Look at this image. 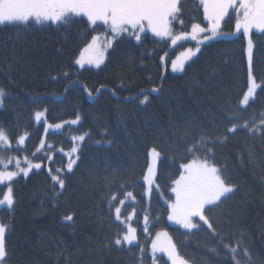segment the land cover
I'll list each match as a JSON object with an SVG mask.
<instances>
[{"label": "trees", "instance_id": "trees-1", "mask_svg": "<svg viewBox=\"0 0 264 264\" xmlns=\"http://www.w3.org/2000/svg\"><path fill=\"white\" fill-rule=\"evenodd\" d=\"M179 7L174 32L190 31L194 22L206 26L199 0H181ZM221 31L235 33L232 10ZM107 33L104 25H90L83 17L68 26L0 25V89L5 92L0 129L11 141L10 147L0 145V158L25 162L27 157L41 164L10 182L14 205L0 209V223L9 226L5 264H153L152 238L159 230L169 233L190 264H233L221 236L233 247L241 241L252 264H264V33H251V70L262 87L245 107L239 105L248 88L243 34L202 44L180 74L168 66L195 44L172 45L170 38L149 33L139 41L123 34L99 68H78L75 61L92 37ZM145 95L148 101L142 104ZM36 111L45 112L47 124L80 119L45 133L44 123L35 122ZM233 124L238 130L228 133ZM20 135L26 140L18 150ZM82 135L83 141L73 139ZM202 138L227 182L238 186L219 207L206 211L219 236L201 222L199 230L188 231L167 219L166 203L175 198L171 181L192 159L187 149ZM74 146L76 162L69 172L67 153ZM153 148L161 155L155 188L147 197L143 176ZM53 175L64 180L63 188ZM7 185H0V199ZM115 207L121 208V221L115 219ZM68 215L71 221L64 219ZM127 225L136 229L137 241L116 245ZM155 264L169 263L155 255Z\"/></svg>", "mask_w": 264, "mask_h": 264}, {"label": "snow or ice", "instance_id": "snow-or-ice-1", "mask_svg": "<svg viewBox=\"0 0 264 264\" xmlns=\"http://www.w3.org/2000/svg\"><path fill=\"white\" fill-rule=\"evenodd\" d=\"M181 0H0V25H44L46 23L59 26H68L74 22L75 18L86 17L87 23L97 25L98 23L107 26L115 37L125 33L134 36L136 40L141 39V33L150 30L156 37L161 39L170 38L171 44L176 45L179 41L188 39L198 40V45L205 40H211L215 37L225 35L221 31L222 22L229 16L230 10L235 14V33H240L248 37V62H249V86L244 93L239 105L247 106L254 96L258 88L262 86L258 84L251 70L253 41L251 33L253 29L260 33H264V0H199V4L203 8V19L207 21V26L202 27L201 23H192L191 30L173 31V21L178 20V14L181 9L179 7ZM179 23L183 26V21ZM112 40L101 41L100 36H93L91 43L85 47L75 63L83 67L85 64H95L99 67L104 61V53L107 48L112 46ZM199 46L195 50L189 48L174 60L171 61V69L173 72L183 71L185 63L199 52ZM164 60V57H161ZM156 91V89H153ZM5 92L0 89V106L4 103ZM148 96L145 95L140 103H146ZM264 115V114H262ZM45 116L44 111H36L34 119L40 122ZM80 117L63 123L48 124L45 131L49 129L59 130L65 124H76ZM260 124L264 125V118L260 120ZM248 131H253L254 127L243 125ZM238 126L233 124L226 131L235 133ZM260 130V129H256ZM84 136L74 137V140L83 141ZM227 139V136L223 138ZM25 135L18 137L17 145H24ZM216 141H211L215 143ZM209 141L206 138L198 140L192 147L187 149V153L192 155V159L180 165L179 176L171 181V192L175 199L168 202L167 219L181 228L188 231L193 229L199 230L201 225L194 219L202 221L214 235L219 236L220 233L214 228L213 223L206 215V211H210L214 207H219L230 194H235L238 186L227 182L223 176L222 169L217 166L214 161V150L208 147ZM0 145L10 147L11 141L4 129H0ZM44 147V141L41 140V148ZM39 150V149H38ZM78 151L76 146L72 147L67 153L69 162L67 170L72 171L75 160L71 159L72 155ZM197 153H202L197 155ZM151 163L147 167V172L143 176V180L147 184V191L151 193L155 184L156 163L161 153L153 148L151 150ZM27 167H21V161L15 160V171L8 170V166L13 163V158H0V185L5 182L13 181L21 173L26 177L33 169H39L40 163H33L25 157ZM57 173L60 169L56 170ZM52 180L64 187V180L59 175H53ZM158 187V186H157ZM128 198L135 199L131 192L127 194ZM113 196L111 201H115ZM110 201V207L112 203ZM14 194L11 183H8L7 190L0 199V206H6L11 209L14 205ZM120 204H124V200H120ZM65 220L71 221L72 215L64 217ZM115 219L121 221V208L115 207ZM127 219L130 221L131 216ZM123 222V221H122ZM145 225L148 223V216L144 217ZM9 226L0 223V262L4 261L7 256L5 236ZM147 231V227L144 228ZM225 237L221 236L222 246L231 254L233 264H252V258L246 247H241V241H236L233 247L230 243H224ZM137 241L136 229L129 226L127 231L115 239L116 245L126 242L132 245ZM143 249H141V259H143ZM212 253H218L219 249H209ZM151 252L153 255V264H155V254L162 252L167 255L171 264H190L177 249L172 237L167 231L156 233L151 244ZM243 255L244 260L241 261L239 256Z\"/></svg>", "mask_w": 264, "mask_h": 264}, {"label": "rangeland", "instance_id": "rangeland-1", "mask_svg": "<svg viewBox=\"0 0 264 264\" xmlns=\"http://www.w3.org/2000/svg\"><path fill=\"white\" fill-rule=\"evenodd\" d=\"M83 18H85L86 19V17H83ZM87 20V19H86ZM205 23H206V26H207V21H205ZM98 24H100V23H98ZM102 25V24H101ZM205 26V27H206ZM203 27V26H202ZM105 28L107 29V34H103V35H100V38H101V41H104V40H112V41H114V39H113V34L110 32V30L107 28V26H105ZM253 31H257V30H255V29H253ZM258 32V31H257ZM144 33H149L152 37H154V38H157V39H161L160 37H156L150 30H147L146 29V31L144 32ZM241 34H243V32L241 31L240 32ZM125 34H127V33H125ZM142 34V33H141ZM140 34V35H141ZM237 34H239V33H233V34H229V35H221V36H218V37H232V35H237ZM203 35H206V34H201V37H198V40L199 39H201L202 37H203ZM243 36H244V39H245V42H246V60H247V66H248V86H249V62H248V51H247V49H248V44H247V41H248V37H246L244 34H243ZM118 37H120V36H118ZM118 37H115V38H118ZM134 39H135V37L134 36H132ZM216 38V37H215ZM166 39H168V38H166ZM214 39V38H213ZM92 40V39H91ZM136 40V39H135ZM198 40H191V39H188V40H185V41H179V42H177V43H180V42H186V41H190V42H192L193 44H195V46L194 47H189V48H191V49H193V50H195L196 49V47L197 46H199V48H201V46H202V44H204V43H207V42H209L210 40H205L202 44H199L198 45ZM89 43H91V41L89 42ZM113 43V42H112ZM87 47V46H86ZM85 48V47H84ZM188 48V49H189ZM110 49V47L109 48H107L106 49V51H105V53H104V61H105V58H106V53H107V51ZM187 49H185V50H183V51H181V52H184V51H186ZM82 52V51H81ZM181 52L180 53H178L177 55H176V57L174 58V59H176L180 54H181ZM197 53L198 52H196V54L194 55V56H192V58L190 59V60H188L186 63H185V65L186 64H188L196 55H197ZM80 56V55H79ZM79 58V57H78ZM173 59V60H174ZM104 61H103V63H104ZM103 63H101L100 64V66L103 64ZM76 66L78 67V68H80V69H82V68H86V67H89V68H94V69H96V68H99V67H96L95 66V64H85L83 67H81L80 65H77L76 64ZM168 70L171 72V73H173V74H180V73H182V71H176V72H173L172 71V69H171V63L169 64V66H168ZM241 106V105H240ZM241 107H245V106H241ZM35 122H37V121H35ZM37 123H44V128L46 129L47 128V123L45 122V119H44V117L42 118V120L40 121V122H37ZM61 129H59V130H53V129H49L47 132H49V131H60ZM45 133H46V131H45ZM150 153H151V151L149 152V164L151 163V155H150ZM160 158V157H159ZM159 158H158V160H159ZM158 160H157V162H158ZM13 163H14V166H13V169L12 170H10V171H15L16 170V168H15V159H13ZM21 164H23V166L21 165V167H27V164H26V162H22L21 161ZM26 164V165H25ZM25 165V166H24ZM156 165H157V163H156ZM36 170V168H33L32 170ZM31 170V171H32ZM30 171V172H31ZM30 172H29V174H30ZM28 174V175H29ZM19 176H24L23 175V173H21ZM19 176H17V177H19ZM16 177V178H17ZM15 178V179H16ZM8 183H10V182H5V184H8ZM144 183H145V181H144ZM145 187H146V190H145V195L147 196V197H149L150 196V194L151 193H149L148 191H147V188H148V186H147V184L145 183ZM155 188V184L153 185V187H152V190ZM152 192V191H151ZM175 197V196H174ZM175 199V198H174ZM167 204V207H168V202L166 203ZM1 208H7L6 206H0V209ZM8 209V208H7ZM168 211H169V209H168ZM198 223L199 222H201V223H203L202 221H198V218H194ZM168 223L169 224H171V225H174V226H179V225H176V224H174L172 221H169L168 220ZM130 225H127V228L129 227ZM180 227V226H179ZM183 229V228H182ZM186 230V229H185ZM160 231H165V230H159V231H157V232H160ZM157 232H155L154 234H153V238H152V241H153V239L155 238V236H156V233ZM126 245H129V244H127L126 242H124ZM135 243V242H134ZM133 243V244H134ZM155 255H162V256H164L165 257V259L167 260V262L169 263V264H171V262L168 260V258H167V255L165 254V253H162V252H157ZM0 264H5V262L4 261H2V262H0Z\"/></svg>", "mask_w": 264, "mask_h": 264}]
</instances>
